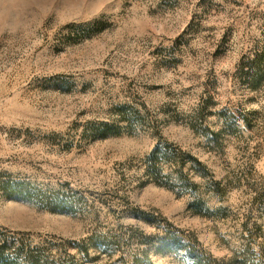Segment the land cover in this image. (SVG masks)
<instances>
[{
    "label": "rangeland",
    "instance_id": "obj_1",
    "mask_svg": "<svg viewBox=\"0 0 264 264\" xmlns=\"http://www.w3.org/2000/svg\"><path fill=\"white\" fill-rule=\"evenodd\" d=\"M0 264H264V0H0Z\"/></svg>",
    "mask_w": 264,
    "mask_h": 264
}]
</instances>
